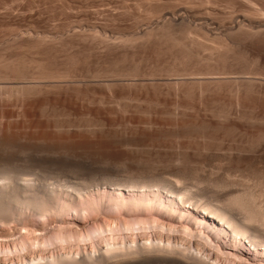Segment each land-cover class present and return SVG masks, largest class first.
I'll return each instance as SVG.
<instances>
[{
  "label": "rangeland",
  "instance_id": "obj_1",
  "mask_svg": "<svg viewBox=\"0 0 264 264\" xmlns=\"http://www.w3.org/2000/svg\"><path fill=\"white\" fill-rule=\"evenodd\" d=\"M179 16L183 17L180 18ZM236 21H240L241 25H244L243 28L245 30L249 27L246 30L247 32L248 30L251 32V29L258 31V27L263 32H251V34L248 32L247 34L245 30L241 29V31L237 28L233 32L231 27ZM161 24L165 25V28L172 26V31L168 29L170 27L166 29H168V33L170 31L171 34L173 33L172 35L175 39L185 33L192 32L195 28L196 31L201 30L202 27V30L205 31H203L204 34L202 33L203 36L208 33L209 37L213 36L212 38H214V36H220L221 34V38L226 37L225 39H228V41L232 39L230 42L233 45L236 42L233 49L238 46L237 49H234L236 53L233 52L234 50L231 52V55L233 53L235 55L233 54L234 56L228 60V65H226L228 61L225 63L218 62L220 65L229 66L228 69L232 67L233 69L229 70L232 74L225 73L221 75L225 77L226 74H229L226 75L229 79H242L243 77L249 79L250 77V79H253V84L256 81L258 83L260 80L258 77L264 79L262 78L264 76V0H0V61L6 58L5 61L9 65L8 61L13 59L17 67L20 66L18 68H21L19 71L16 70L18 68H15L16 65L12 62L11 66L13 65L14 68L9 66V70L12 69V71L16 70L19 72L18 75H14L16 71L12 72L14 74L10 73L11 71L9 72L8 68H5V61V64L0 63V65L4 66L1 65V67L6 69L4 72L8 71L4 73L6 79H0V86L2 85L0 87V95L2 96L3 94L1 91L4 92V96H14L15 94L17 97L21 92L26 95L18 97L22 101L17 104L20 107L22 106L23 109L19 106L18 108L24 110V113L18 109L17 113L19 114L17 118H14V121L18 122L20 120L21 123L25 117L24 123H29L28 125L33 124V120L36 123L40 119V122L44 120L43 122L46 121V123L53 125L54 119L58 118L56 121H59L61 117L58 116L63 115V118L70 119V123L67 119L65 121L61 118L67 125L60 120V123H54L57 126H52L53 131L64 135L83 134L94 140L103 141L105 145V147L81 145V148L79 144H67V146H70L67 147L63 143L64 146H60L62 144L60 142L36 136L41 138L39 140L33 134L31 135L33 137L30 138L27 132L26 134L29 137L24 132L23 134H21L22 132L16 133L18 136L21 134L19 137L22 138L16 135H14L15 137L12 136L14 141H18V138L19 141L11 144L13 139H9L5 133H0V195L4 194L8 187L10 190H15V192H11H17L16 194L19 192L21 194L24 190L22 188H25L24 183H29L28 179H30V183L32 182V185L35 186L36 193L35 190H29L27 194L24 193L25 195H21L20 198H25L27 195L28 198L34 199L33 196L36 194L38 197L42 196L41 198L45 196L43 200L47 202L43 209L42 206H33L31 204L30 206L27 204L25 206L19 205L18 207L17 204H14L11 206V210H8L9 214L7 210L0 207V237H3L0 240L4 239L0 241V264H35L38 261L62 264L66 260L71 261L70 264H73L85 255H95V252L99 249L98 246L101 249L105 248L106 241L122 245L130 242L133 245L134 240L144 241L152 237L151 239L161 238L166 242L172 241V243L176 242L177 244L193 245L191 241L185 237L183 238L181 234L172 236L173 233L171 234V232L167 231L168 234L163 235L164 230H158L159 228L155 226L159 220L151 214L149 209L146 210V215L142 218L143 215L138 214L139 207L122 208L116 202L117 198L115 197L118 195L109 193L111 190L103 184L110 180L120 182L146 180L147 182H155L165 178H168V180L181 179L182 183H184L183 185L186 184L189 190H196L198 193L201 192V194H205L208 189L209 191L226 193L230 191L231 186L240 189L244 186V189H251L256 185L258 189L259 187L260 190L261 188L264 189L263 183L258 182L262 178V173L260 174L259 172L264 171V156L262 155L264 143L260 144L259 142L258 144L256 134L252 133L255 130V126L259 127L264 124L261 122L259 124L255 120L249 121L244 119V117L239 119L241 118L240 115L238 116V121L233 118L238 115L235 112L241 110L238 108H242L238 103L240 94L236 97L234 95L237 93L234 92V94L230 90L223 89L224 91H209L200 95V92L196 91V93L195 89L194 92H191L192 95L194 94L192 97L190 93H184V89L191 88V86L187 87L189 85L184 83H177V86L176 84L173 85L172 82L177 79L179 81L182 76L169 77V69L174 68L175 70L178 67L177 69L179 70L184 66L187 68L190 66L189 69H191L196 66L197 61L203 59L204 62L203 60L199 61L200 64H197L195 71L206 70L210 60L206 61L204 58H208V55L211 56L212 53L210 54L208 50H204L205 52L200 50L199 54L197 53L198 55H194L197 59L194 57L192 59L195 60L193 61L195 64L191 63L190 65L189 62L191 60L188 62L189 65H186L187 62L180 61V51L177 52V48H172L174 49L172 50L171 46L165 42V38H162L167 33V30L165 29L164 31ZM156 26L157 28L161 26V28H158L161 32L156 29ZM190 26L193 29L192 31H190ZM185 27L188 32H183V29H186ZM141 29L144 31L156 30L155 34L157 31L160 33L147 35V37L145 35L144 37V34H142L144 31ZM228 30H232V32ZM199 32L201 31H194L198 35L200 34ZM157 35L162 40H158ZM150 36L151 38L153 37L152 42L149 40ZM227 36H232L233 38H228ZM160 37L159 39H161ZM237 51L242 52L243 57L237 55ZM253 53L260 55L262 59H260L261 65L248 58L249 56H254L255 54ZM202 56L207 57L203 58ZM174 57H176V60L179 59V61H176ZM205 61L209 62V64L207 65ZM39 62L41 64H37ZM44 62H48L49 68ZM179 62L184 64L182 65ZM19 63H23V67ZM52 63L53 65L51 66ZM38 65L41 67L43 65V69ZM46 69L49 72L52 69L51 75H55L56 71V73H60L56 75H61V78L65 76L67 87L64 85L63 78L61 80L60 76H55L58 79L53 76L50 78V73ZM2 70L0 69V76H2ZM166 70L168 72H165ZM6 75L9 76L6 77ZM202 77H210V75H202ZM56 80L58 84L55 82ZM59 80H63V82ZM50 81L52 83L54 81L58 87ZM260 81L257 88L262 89V86H264L262 82L264 81ZM42 82L43 84L39 85ZM48 83L53 86H50L51 90H49V86L48 90L45 88ZM32 84H37L39 87L36 85L33 87ZM61 84L63 85L61 86ZM184 85L186 86L184 87ZM15 86L21 89L19 88L18 90V88H14ZM60 86L61 88L64 87V89H60ZM178 86L180 87V92L175 90L176 88L179 89ZM24 88L27 93L28 91L31 93L27 95L26 90H23ZM54 88L56 89L54 90ZM4 89L6 90V95ZM32 90H34V95ZM46 90L50 93H46ZM181 90H184V92H181ZM38 91H40V94H38ZM10 93L13 95H10ZM258 94L260 93H255L256 96ZM35 95L40 100L42 98L45 99L44 96L52 101L58 97L60 100L57 101L58 105L55 106L57 108L50 107L49 110L46 108L48 112L46 109L42 112L43 109L41 111L38 106L39 112L37 105H39L38 102L40 100L37 97L34 98ZM260 96L263 97V94ZM29 98L32 99L30 100L33 101L34 105L35 103L37 104L36 107L31 106L32 104H29V107ZM23 100H29L27 105L25 102L26 107L23 106ZM61 100H64L63 103ZM233 100L235 101L233 102ZM235 102L236 104L238 103L237 106L236 104L234 105ZM63 107H67V110H64ZM29 108L31 109L27 110ZM32 109L34 111H31ZM259 109L255 108L253 111L259 112ZM26 111H29L30 114L32 112L31 118ZM221 112L227 116L221 114ZM21 113L23 116L24 114L26 115L21 118ZM231 114L232 117H229ZM55 116L56 118H54ZM222 116L226 121L229 117L230 119L228 118V120L235 119L238 123H241L243 119L247 121V125L251 122L249 130L251 129L250 126L254 125L252 130H250L251 136L249 134L245 135L239 129H234L233 132L232 130L229 132V130L224 131L222 129L214 133H209L210 130L204 131L205 133L198 131V124H200L201 120L204 121L203 117L204 119L210 118V121H214L218 117L215 122H218L217 119H219V122H223ZM26 117H29L33 123ZM36 117L40 119L37 120ZM26 120H29V122ZM252 122L254 123L252 124ZM58 123L64 126L58 125ZM193 124L197 127H194ZM187 126L190 128H187ZM182 127L187 133L184 132ZM252 134L256 137L254 138ZM25 136L28 138H25ZM3 139L6 141L9 139L10 141L8 140L7 142L10 143L3 142ZM252 143L255 147L252 146ZM73 145L75 146L71 147ZM260 158H263V160ZM9 173L10 178L7 177ZM22 180L23 183H19ZM27 180L28 182L26 183ZM69 184H74L82 190H80V193H73V189L71 190L68 187ZM249 184L252 186L254 184V186L252 187ZM15 185L16 187H14ZM17 185H20L21 189ZM256 186L254 189L257 188ZM12 187L14 189H11ZM263 191H260V193L262 194ZM262 195H264V192ZM2 214H6L8 217L2 218ZM142 219H144L143 222L148 221V223L154 220L150 223L155 222L153 224L156 228H153V224L152 228H150L148 225L151 224L146 223L149 231L146 232L145 230V233H143L142 229H146V225L145 222L144 224L141 223ZM138 220L141 223L140 225H138ZM165 222L168 223L167 220ZM143 225H145V228ZM138 229H141V231H138ZM159 233L160 235H158ZM96 244L99 245L97 246ZM99 251L101 250H98L97 253ZM199 251L206 257L217 260L215 263L233 264V260L230 257L223 258V255L221 256V254L211 251L203 244L199 245Z\"/></svg>",
  "mask_w": 264,
  "mask_h": 264
},
{
  "label": "bare ground",
  "instance_id": "obj_2",
  "mask_svg": "<svg viewBox=\"0 0 264 264\" xmlns=\"http://www.w3.org/2000/svg\"><path fill=\"white\" fill-rule=\"evenodd\" d=\"M65 1V0H64ZM214 1V0H213ZM68 2V1H67ZM122 5V4H121ZM215 7V6H214ZM143 9V8H142ZM252 9V8H251ZM157 11V10H156ZM190 11V10H189ZM258 11V10H257ZM150 12V11H149ZM256 12V11H255ZM176 15V14H175ZM184 15V13H183ZM148 17V16H147ZM180 17V16H179ZM183 17V16H181ZM180 17V18H181ZM190 19V18H189ZM169 20V19H168ZM183 21V19H182ZM181 21V22H182ZM194 21V20H193ZM165 22V21H164ZM171 23V22H170ZM184 23V22H183ZM188 23V22H187ZM197 24V22H195ZM235 24L231 27V29L233 30L234 32V29L235 30H245V28H243V26L241 25L240 21H236L234 22ZM244 23V22H243ZM164 24V23H163ZM162 25V27L164 28V31L167 27H170V26H167L166 28ZM178 24V23H177ZM180 24V23H179ZM190 24V23H189ZM201 24V23H200ZM183 25V24H182ZM186 25V24H184ZM174 26V24H173ZM177 26V25H176ZM258 26V25H257ZM260 26H262L260 24ZM161 28V26H159ZM158 27V28H159ZM188 28V26H186ZM185 27V28H186ZM202 27V25H201ZM200 27V28H201ZM245 27H248V26H245ZM252 27V26H251ZM264 27V26H263ZM149 28V27H148ZM147 28V29H148ZM153 28V27H152ZM157 26H156V29H158ZM172 26L168 29H171ZM176 28H179V27H176ZM181 28V27H180ZM186 29H183L184 31L183 32H188V30ZM191 28V26H190ZM199 28V29H200ZM203 28V27H202ZM197 30V31H201L199 32L200 34L203 33L204 30ZM237 28V29H236ZM249 28V27H248ZM247 28V29H248ZM254 28V26H253ZM168 29L167 30V33H168ZM181 29V30H182ZM225 29V28H224ZM228 29V28H227ZM226 29V30H227ZM246 29V30H247ZM258 31H262L263 30H259V27L257 28ZM76 30V29H75ZM143 30V29H141ZM140 30V31H141ZM150 30V28H149ZM153 30V29H152ZM160 30V29H158ZM180 30V29H179ZM187 30V31H185ZM193 29L191 28L190 31H192ZM225 30V31H226ZM232 30H228L229 32H232ZM241 30V31H242ZM245 30V32L248 34V32L251 34V32H258L257 30L254 31V29H251V32L250 30H248V32ZM144 31V30H143ZM156 30H153V31H147L145 30L142 34H144V37L146 35L149 36V35H152V34H155ZM172 31V29H171ZM171 31L170 33H167L164 34V36L162 37L163 39L165 38V42L167 43V45L169 44L171 46V49L172 48H177L176 50H178L177 52L180 51L178 57L180 58V61L183 60L184 63L187 62L186 65H189L188 62L191 61L192 59H197L194 55H198L199 51L200 50H205L208 52H210V54L212 53L213 56H216V57H212L208 55V58H204V57H207V56H202L204 59H206V61H209V62H206L207 65H208V70H200V71H195V67H197V64L203 60H199L197 61L198 63L195 64L193 61L195 60H192L190 63L195 64L196 66L194 68H191L189 69L190 66H188V68L186 66H184L183 68H180L179 70L177 69V67L175 70L174 68L173 69H169L170 72H168L167 70L165 72H168L169 73V77L170 76H182V78L179 80V81H174L172 82L173 85L176 84L177 86V83L178 84H187L189 86L187 87H190L191 88H186L181 92H184V93H190L194 90L195 92L198 91L200 92V95H203L204 93H208L209 91L210 92H217L220 90L224 91V90H230L232 91V93H237L236 96L238 94H240L239 96V99H238V103L242 106V108H238V109H241L240 111L238 110L237 112H235V114L237 113L238 115H236L235 117L233 118H236L237 121H238V116L240 115L241 118L239 119H242V117H244V119H247V120H255V122L257 121L259 124L260 122L264 124V111H261V110H264V86H262V89L261 88H257V85H259V81L260 80H263L264 79H261L260 77H258V79H260L257 83V78L256 82H252L253 79H249L248 78H242V79H229V77L227 78L226 75H229V74H226L225 77H223L221 74H225V73H230L232 74V72H229V70H231V68L228 69L229 66H226L228 65L230 58L232 56H234L236 53V51L234 50L235 48L237 49V47H235L233 49V47L235 46L236 42L233 43L228 41V39H225L226 37H223L221 38V34L220 36H214V38H212L213 36H208V33L206 36H203L202 35H198V33H194L197 32L196 31V28L195 30H193L192 32H188V33H185L183 34L182 32V36H178V39H175L174 36L171 34ZM240 31V32H241ZM138 32V31H137ZM136 32V33H137ZM142 32V31H141ZM159 31L156 32V34H158ZM161 32V30H160ZM159 32V33H160ZM178 32V31H177ZM205 32V31H204ZM208 32V31H207ZM213 32V31H212ZM163 33V31H162ZM239 33V31H238ZM23 34V33H22ZM139 34V33H138ZM140 33V35H142ZM155 34V35H156ZM176 34V33H175ZM180 34V33H179ZM232 34V33H230ZM256 34V33H255ZM264 34V33H263ZM126 35V34H125ZM244 35V34H243ZM254 35V34H253ZM25 36V35H24ZM158 36V35H157ZM156 36V37H157ZM225 36V35H224ZM230 36V35H229ZM237 36V35H236ZM246 36V35H245ZM117 37V36H116ZM142 37L144 40L145 38ZM155 37V38H156ZM160 36H158V40H162L159 39ZM216 37V38H215ZM218 37V38H217ZM228 37V36H227ZM232 37V36H231ZM231 37H228V38H231ZM253 37V36H252ZM86 38V37H85ZM153 38V37H152ZM151 36H150V41L152 40ZM154 38V40H155ZM177 38V37H176ZM233 38V37H232ZM126 39V38H125ZM156 39V40H157ZM43 40V38H42ZM112 40V39H111ZM17 41V40H16ZM106 41V40H105ZM234 41V39H233ZM40 42V41H38ZM54 42V41H53ZM117 42V41H115ZM149 42V41H148ZM152 42V41H151ZM161 42V41H160ZM160 42H158L159 44H161ZM37 43V42H36ZM38 44V43H37ZM96 44V43H95ZM130 44V43H129ZM157 44V43H156ZM164 44V42H163ZM240 44V43H239ZM252 44V43H251ZM33 45V44H32ZM42 45V44H41ZM81 45V44H80ZM106 45V44H105ZM166 45V44H165ZM163 45V46H165ZM39 46V45H38ZM134 46V45H133ZM167 47V46H165ZM169 47V46H168ZM94 48V47H93ZM161 48H164V47H161ZM170 48V47H169ZM168 48V49H169ZM8 49V48H7ZM10 49V48H9ZM56 50V49H55ZM120 50V49H119ZM174 50V49H172ZM210 50V51H209ZM234 50V51H233ZM104 51V50H103ZM204 51V52H205ZM234 52L232 55H231V52ZM166 52V51H165ZM170 52V51H169ZM172 52V51H171ZM238 54L237 55H241L243 57V53L240 52V51H237ZM134 53V52H133ZM198 53V54H197ZM40 54V53H39ZM43 54V53H42ZM52 54V53H51ZM98 54V53H97ZM172 54V53H171ZM176 54V52H175ZM215 54V55H214ZM250 54V53H249ZM255 54V53H253ZM4 55V54H3ZM59 55V54H58ZM106 55V54H105ZM205 55V54H204ZM18 56V55H17ZM16 56V57H17ZM34 56V55H33ZM40 56V55H39ZM175 56V55H174ZM38 57V56H37ZM132 57V56H131ZM177 57V56H176ZM176 57L175 60H176ZM177 57V58H178ZM194 57V58H193ZM201 57V58H202ZM14 58V57H13ZM20 58V57H19ZM134 58V57H132ZM182 58V59H181ZM235 58V57H234ZM247 58V57H246ZM248 58H250L253 62L255 63H258V65H261V61H260V55L258 54H255L254 56H249ZM8 59V58H7ZM26 59V58H25ZM55 59V58H53ZM6 58L3 60V61H0V63L2 64H5L6 63ZM76 60V59H75ZM216 60V61H215ZM240 62H241V58L239 59ZM243 60V59H242ZM262 60V59H261ZM5 61V63H4ZM8 61V60H7ZM23 61V60H22ZM81 61V60H80ZM110 61V60H109ZM113 61V60H112ZM120 61V60H119ZM137 61V60H136ZM176 61H179V59H177ZM213 61V62H212ZM215 61V63H214ZM228 61V62H227ZM232 61V60H231ZM237 61V60H236ZM264 61V60H263ZM12 62L14 63L13 59L12 61H8V64L6 63L5 65V68H8L7 70H9V66H11ZM17 62V61H16ZM20 62V61H18ZM55 62V61H54ZM108 62V61H107ZM128 62V61H127ZM160 62V61H159ZM182 62V61H181ZM181 62H179L180 64H182ZM204 62V60H203ZM202 62V63H203ZM226 63V65L224 64H219V63ZM238 62V61H237ZM32 63V62H31ZM45 63V62H44ZM43 63V65H44ZM48 63V62H47ZM45 63V64H47ZM70 63V62H69ZM183 63V64H184ZM249 63V62H248ZM260 63V64H259ZM1 64V65H2ZM15 64V63H14ZM20 64V63H19ZM33 64V63H32ZM31 64V65H32ZM37 64H41L40 62L37 63ZM56 64V62H55ZM113 64V63H112ZM162 64V63H161ZM175 64V63H174ZM182 64V65H183ZM233 64V63H232ZM237 64V63H236ZM236 64H234L236 66ZM263 64V63H262ZM0 65V67H1ZM16 65V64H15ZM14 65V66H15ZM22 65L23 67V63L20 64ZM27 65V64H26ZM43 65L42 67L39 66L41 69H43ZM48 65V64H47ZM46 65V66H47ZM53 65V63L51 64V66ZM63 65V64H62ZM165 65V64H164ZM179 65V64H178ZM202 65V64H201ZM205 65V64H204ZM211 65V66H210ZM218 65V66H217ZM3 66V65H2ZM8 66V67H6ZM37 66V65H36ZM45 66V65H44ZM50 66V67H51ZM56 66V65H55ZM97 66V65H96ZM100 66V65H99ZM181 66V65H179ZM210 66V67H209ZM254 66V65H253ZM4 67V66H3ZM3 67H1L0 69L2 70V78L0 79H4V73H7L6 71L4 72V69ZM13 67V65L11 66ZM20 67V66H18ZM17 65L15 66V68H18ZM199 67V66H198ZM255 67V66H254ZM14 68V67H13ZM34 68V66H33ZM45 68V67H44ZM47 68V67H46ZM48 68H49V65H48ZM51 68H54V67H51ZM57 68V66H56ZM60 68V67H59ZM72 68V67H71ZM115 68V67H114ZM113 68V69H114ZM128 68V67H127ZM168 68V67H167ZM171 68V67H170ZM243 68V67H242ZM21 69V68H20ZM19 68L16 69V70H20ZM23 69V68H22ZM28 69V68H27ZM36 69V68H35ZM73 69V68H72ZM134 69V68H133ZM155 69V68H154ZM162 69V68H161ZM164 69V68H163ZM194 69V70H193ZM198 69V68H197ZM202 69V68H201ZM205 69V68H203ZM233 69V68H232ZM14 70V69H13ZM15 70V71H16ZM32 70V69H31ZM45 70V69H44ZM47 70V69H46ZM66 70V69H65ZM108 70V69H107ZM139 70V69H138ZM240 70V69H239ZM244 70V69H243ZM246 70V69H245ZM253 70V69H252ZM255 70V69H254ZM11 71V72H10ZM15 71H12V69L9 70L10 73L12 72H15ZM18 71H16V73H12L14 75H18ZM48 71V70H47ZM46 71V72H47ZM59 71V70H58ZM84 71V70H83ZM97 71V70H96ZM136 71V70H135ZM140 71V70H139ZM28 72V71H27ZM26 72V73H27ZM43 72V70H42ZM49 72V71H48ZM53 72L52 69L51 71L48 73V75L50 76V78L55 77V76H58L56 74V71H55V75H51ZM62 72V71H61ZM106 72V71H105ZM152 72V71H151ZM237 72V71H236ZM241 72V70H240ZM9 73V74H10ZM45 73V72H44ZM63 73H65L63 71ZM62 73V74H63ZM99 73V72H98ZM146 73V72H145ZM158 73V72H157ZM245 73V72H244ZM25 74V73H24ZM23 74V76H24ZM36 74V73H35ZM34 74V75H35ZM47 74V73H45ZM60 74V73H59ZM87 74V73H86ZM103 74V73H102ZM121 74V73H120ZM235 74V73H234ZM243 74V73H242ZM256 74H257V69H256ZM260 74V72H259ZM264 74V73H263ZM1 75V74H0ZM21 75V74H19ZM33 75V76H34ZM43 75V74H42ZM46 75V76H48ZM150 75H153V74H150ZM166 75V74H165ZM202 75L204 76H207V75H210V77H202ZM237 75V74H236ZM246 75V74H245ZM248 75V74H247ZM9 76V75H8ZM6 75V77H8ZM13 76V75H11ZM10 76V77H11ZM44 76V75H43ZM45 76V77H46ZM60 76V80L63 78L64 79V83H65V76H63L61 78V75ZM58 76V77H59ZM131 76V75H130ZM137 76V75H136ZM162 76V75H161ZM168 76V75H167ZM190 78H188V77ZM9 77V78H10ZM19 77V76H18ZM22 77V76H20ZM26 77V76H25ZM24 77V78H25ZM44 77V78H45ZM58 77L55 79H58ZM145 77V76H144ZM192 77V78H191ZM15 78V77H14ZM43 78V77H41ZM47 78V77H46ZM96 78V77H95ZM142 78V77H141ZM184 78H187V79H184ZM231 78V77H230ZM264 78V76L262 77ZM6 79V78H5ZM8 79V78H7ZM30 79V78H29ZM54 79V78H53ZM117 79V78H116ZM148 79V78H147ZM152 79V78H151ZM150 79V80H151ZM154 79V77H153ZM162 79V78H161ZM160 79V80H161ZM166 79V78H165ZM174 79V78H173ZM22 80V79H21ZM33 80V79H32ZM59 80V81H60ZM155 80V79H154ZM159 80V79H158ZM37 81V80H36ZM69 81V80H68ZM115 81V80H114ZM145 81H148V80H145ZM153 81V80H152ZM1 82V81H0ZM4 82V81H3ZM7 82V80H6ZM5 82V83H6ZM40 82V81H39ZM44 82V81H43ZM43 82L39 85H42ZM51 82V81H50ZM57 84V80L55 81ZM60 82H63L60 81ZM142 82V81H141ZM167 82V81H166ZM4 83V84H5ZM26 83V82H25ZM36 83V82H35ZM52 83V82H51ZM149 83V82H148ZM228 83V84H227ZM257 83V84H256ZM261 83V81H260ZM264 82H262L263 84ZM45 84H47V82H45ZM45 84H44V87H45ZM52 84H55L54 81ZM135 84V83H134ZM154 84V82H153ZM169 84V83H168ZM167 84V86H168ZM7 85V84H6ZM33 85V84H32ZM31 85V86H32ZM35 85L37 87H39V85L37 84H34L33 87H35ZM56 85V84H55ZM54 85V86H55ZM63 84H61L62 86ZM66 85V83L64 84ZM162 85V84H161ZM264 85V84H263ZM2 86V85H1ZM0 86V87H1ZM21 86V85H20ZM48 86L50 87L51 85L48 83V85H46L45 88H47L48 90ZM60 86V89H64L61 88ZM154 86V85H153ZM158 86V85H157ZM180 86V85H179ZM178 86V87H179ZM182 86V85H181ZM186 85H184L185 87ZM8 87V86H7ZM10 87V86H9ZM22 87H24L22 85ZM32 87V88H33ZM53 87V86H51ZM51 87L49 90H51ZM56 87H58V85H56ZM67 87V85H66ZM175 87V86H173ZM4 88V87H2ZM14 88H19L20 87H14ZM13 88V89H14ZM26 88V87H25ZM23 89L24 91L26 89H29V88H26V89ZM31 88V89H32ZM43 88V87H42ZM182 88V87H181ZM21 89V88H20ZM40 89V88H39ZM53 89V88H52ZM56 88H54L55 90ZM59 89V88H58ZM178 88H176L175 90L176 91H179L180 90V87L179 89L177 90ZM224 89V90H223ZM15 90V89H14ZM46 90V93H50ZM62 90H60L62 92ZM5 91V95H6V90L4 89ZM8 91V90H7ZM12 91V89H11ZM34 90H32V94L34 95L35 93H33ZM45 91V89H44ZM43 91V92H44ZM57 91V90H56ZM59 91V90H58ZM68 91V90H67ZM66 91V92H67ZM16 92V91H15ZM21 92V91H19ZM40 91H38V94ZM52 92V91H51ZM65 92V93H66ZM70 92V91H69ZM73 92V91H72ZM180 92V91H179ZM2 96L0 95V133H5L6 135H8L9 139L12 138L13 139V142L11 144H15V142H18L19 141V138H22V137H19L21 136V134H24L25 135H30V138L33 137L31 136L32 134L36 136H39V137H42L43 139L46 138V139H51V140H54V141H57V142H60L62 144H60V146H64V144H79L80 147L81 145H96L97 146H101V147H105L103 141H97V140H94L90 137H87V136H84L83 134H74V135H64V134H58L56 133L55 131L52 130V126H57V124H54L56 122H59L60 123V120L63 122V124L67 125L63 120L66 121L67 118H63L62 116H58V117H61L63 118V120L61 118H59L60 120L59 121H56V119L58 120V118H56V116L54 118V123L53 125H51L50 123H46L45 122H40V120L38 119L39 117V112L41 109H43L42 112H44V109L49 108H53L56 109L58 105L57 101H59L60 99L57 97H55L56 100H53L52 101L50 98H46L44 96L45 99L42 98V100H40L36 95L34 96L37 97L40 101L38 102L39 105H37L35 103H32L33 101H31L32 99L29 98L30 100V103L26 100L24 101L23 100V106H25V102H26V105H27V102H28V105L29 104H32L31 106H35L37 105V108L39 110L38 112V117H36L37 121L35 123V120L34 123L33 121H31V116H32V112L30 114L29 111H26L29 113V117H26L30 119L31 125H28L29 123H24L25 121V115L24 116L22 115L21 113V118L24 117L23 119V122L20 123V120L17 122V121H14V118H17V115L19 113H17V110L20 109V105L19 102H21L22 100L20 98H18L19 96H23L25 94H19L17 97L16 95L14 94V96H4V92L1 91ZM8 93V92H7ZM28 93L30 94L31 92L28 91ZM27 93V90H26V94L29 95ZM45 93V92H44ZM197 93V92H196ZM234 93V94H235ZM254 93V94H253ZM255 93H260L258 94L257 96L255 95ZM17 94V93H16ZM31 94V95H32ZM37 94V93H36ZM60 95V93H58ZM93 94V93H92ZM187 94V96H188ZM263 94V97H261L260 95ZM9 95V93H8ZM10 95H13L12 93H10ZM32 95V96H33ZM46 95V94H45ZM67 95V94H66ZM71 95V94H70ZM186 95V94H185ZM189 95V96H190ZM199 95V94H198ZM199 95V96H200ZM210 95V94H209ZM26 96V95H25ZM24 96V97H25ZM31 96V97H32ZM186 96V97H187ZM194 96V94L192 95V97ZM30 97V96H29ZM113 97V96H111ZM191 97V96H190ZM235 97V98H236ZM26 98V97H25ZM36 98V100H37ZM114 98V97H113ZM28 99V98H27ZM115 99V98H114ZM62 101V100H61ZM64 101V100H63ZM62 101V103H63ZM235 100H233L234 102ZM236 101H237V98H236ZM18 103V104H17ZM61 103V105H62ZM232 103V102H231ZM237 103V104H238ZM60 104V103H59ZM66 104V102H65ZM236 104V102L234 103V105ZM236 104V106H237ZM22 105V104H21ZM187 107H188V104L186 103ZM195 105V104H194ZM227 105V104H226ZM18 106L20 108H18ZM63 106V105H62ZM66 106V105H64ZM69 106V105H68ZM71 106V105H70ZM233 106V105H232ZM26 107V106H25ZM30 107V105H29ZM60 107V106H59ZM99 107V106H98ZM28 108V107H27ZM34 108V107H32ZM71 108V107H70ZM177 108V107H176ZM231 108V107H230ZM229 108V109H230ZM235 108V107H234ZM257 109V108H260L259 109V112H254L253 110L254 109ZM26 109V108H24ZM31 108L27 109V110H30ZM64 110H67V107L64 108ZM175 109V108H174ZM210 109V108H209ZM213 109V108H212ZM35 110V108H34ZM33 109L31 111H34ZM47 110V109H46ZM47 110V112H48ZM60 110V109H59ZM72 111V110H71ZM70 111V112H71ZM185 111V109H184ZM236 111V109H235ZM256 111V110H255ZM20 112H23L24 113V110L20 111ZM52 112V111H51ZM220 112V111H219ZM218 112V113H219ZM35 113H37L35 111ZM177 113V111H176ZM227 113V112H226ZM231 113V112H230ZM234 113V112H232ZM44 114V113H43ZM54 114V113H53ZM179 114V113H178ZM215 114V113H214ZM220 114V113H219ZM221 114H225L223 112H221ZM234 114V115H235ZM36 115V114H35ZM57 115V114H56ZM59 115V114H58ZM61 115V113H60ZM93 115V114H92ZM181 115V114H180ZM207 115V114H205ZM218 115V114H216ZM233 115V116H234ZM19 116V117H20ZM28 116V114H27ZM34 116V115H33ZM54 116V115H53ZM72 116V115H71ZM224 116V115H223ZM222 116V119H224ZM225 116H227L225 114ZM202 117V116H201ZM210 117V115H209ZM229 117H232V114L231 116ZM228 117V118H229ZM35 118V117H34ZM192 118V117H191ZM208 118V117H207ZM212 118V117H211ZM218 118V117H216ZM216 118L214 119V121H210V118L208 119H204L203 117V120L202 121V124H201V121H200V124H198V131H200V133L204 132V131H207V130H210V132H218V130H224V131H228L230 132V130H232V132L234 131V129H239L241 130V132H243L245 135L246 134H249V136H251V133H250V130H252V128L254 127V125L251 127L250 126V130H249V125L250 123L247 125V121H244V119L241 121V123H238L237 121L234 120H228L227 118V121L224 119V121H220L219 122V119L218 122H215ZM221 118V117H219ZM33 119V118H32ZM201 119V118H200ZM230 119V118H229ZM68 120V119H67ZM70 120V119H69ZM68 120V122H69ZM114 120V119H112ZM181 120V119H180ZM209 122H208V121ZM213 120V118H212ZM221 120V119H220ZM27 121V120H26ZM48 121V120H47ZM144 121V120H143ZM147 121L149 122V120L147 119ZM240 121V120H239ZM29 122V120L27 121ZM50 122V121H49ZM67 122V123H68ZM116 122V121H115ZM58 125H62V124H59ZM70 123V122H69ZM93 123V122H92ZM97 123V122H96ZM141 123V122H140ZM173 123V122H172ZM184 123V122H183ZM182 123V124H183ZM254 122H252L253 124ZM257 123V124H258ZM197 124V123H196ZM256 124V123H255ZM194 125V124H193ZM64 126V125H62ZM111 126V125H110ZM114 126V125H113ZM186 127V125H184ZM183 126V127H184ZM66 127V126H65ZM182 127V128H183ZM189 126H187L188 128ZM194 127H197L196 125H194ZM190 128V127H189ZM193 128V126H192ZM191 128V130H192ZM255 130L252 131V133L254 132L257 136V141H258V144L260 142V144L263 142L264 143V125L263 126H255L254 127ZM62 129V128H61ZM184 130V128H183ZM195 131V130H194ZM196 131V132H198ZM18 132H22L19 136L16 135V133ZM27 132V134H26ZM184 132H186L184 130ZM64 133V132H63ZM77 133V132H76ZM187 133V132H186ZM193 133V132H192ZM191 133V134H192ZM205 133V132H204ZM208 133V132H207ZM206 133V134H207ZM208 133V134H209ZM0 134V135H1ZM5 134H3L5 136ZM205 134V135H206ZM14 135L18 136V141H14V138L15 137ZM27 135V136H28ZM203 135V134H202ZM253 135V134H252ZM13 136V137H12ZM23 136V135H22ZM197 136V135H196ZM254 136V135H253ZM254 136V138L256 137ZM3 137V136H1ZM7 137V136H6ZM29 137V136H28ZM25 136V138H28ZM24 138V137H23ZM6 139V138H5ZM5 139H3L4 141L3 142H7ZM11 139V140H12ZM36 139H41V138H37ZM35 139V140H36ZM45 139V140H46ZM16 140V139H15ZM21 140V139H20ZM34 140V139H33ZM1 141V140H0ZM10 141V140H9ZM2 142V143H3ZM255 142V141H253ZM7 143H10V142H7ZM256 143V142H255ZM6 144V143H4ZM55 144V143H54ZM59 144V143H58ZM253 144V143H252ZM251 144V145H252ZM257 144V145H258ZM1 145V144H0ZM57 145V144H56ZM241 145V144H240ZM264 145V144H263ZM10 146V145H9ZM75 145L71 146V147H74ZM254 146V144L252 145ZM67 147H70V146H67ZM89 147V146H88ZM250 147V146H249ZM255 147V146H254ZM262 147V146H261ZM66 148V147H65ZM82 148V147H81ZM94 149V147H93ZM250 149V148H249ZM243 150V149H242ZM264 150V148L262 149ZM261 151V150H260ZM245 152V151H244ZM257 153V152H256ZM262 155L264 156V151L262 152ZM261 155V157H262ZM264 158V157H263ZM263 158L261 160H263ZM234 160V159H233ZM242 161V160H241ZM251 161V160H250ZM249 161V162H250ZM253 161V160H252ZM254 162V161H253ZM252 162V163H253ZM260 162V161H258ZM120 163V162H119ZM151 163V162H150ZM255 163V162H254ZM257 164V163H256ZM260 164V163H259ZM262 164V163H261ZM255 165V164H254ZM257 166V165H256ZM258 167V166H257ZM261 167V165H260ZM253 168V167H252ZM256 169V168H255ZM205 172V171H204ZM261 174V177L260 178L261 180H259L258 182L259 183H263L262 186H264V171H261L259 172ZM258 173V174H259ZM247 174V173H246ZM252 174V173H251ZM256 174V173H255ZM259 174V175H260ZM8 175V174H6ZM13 175V174H12ZM12 175H11V179H12ZM5 176V175H4ZM258 176V175H257ZM8 178H10V173H9V176H7ZM6 177V178H7ZM245 177V176H244ZM259 177V176H258ZM257 178V177H256ZM26 179V178H24ZM23 179V180H24ZM178 179V178H177ZM23 180L20 181L19 183H23ZM29 180V183H27ZM26 181L27 184L24 183L25 185V188H22V193L19 194H16L14 193L15 190H10V188L6 187L7 189L4 191V194H1L0 195V207L4 210H7V213L9 214L8 210L10 209L11 210V206L14 205V204H17V207L19 205H33V206H42V209L46 206V200L44 202V197L41 198L40 196L38 197L36 194H34V199L33 198H28V196L26 195L25 198H20L21 195H25L29 192V190H32L34 191V185H32V182L30 183V179H28ZM33 181V179H31ZM168 180V178L166 179H163V180H156L155 182H147L146 180L145 181H128V182H120V181H113V180H110V181H107L105 183H103L105 185L106 188L110 189L111 191L109 193H113V194H116L118 195L116 200V202L122 206V208H126V209H129L130 207L132 206H136L139 207V210H138V214L139 215H143L142 218H144V215H146V210L149 209V211H151V214L156 217V219L159 220V222H157L156 220V224L155 226H157V228H159L158 230H166L171 232L172 236L175 234H181L183 236V238H187L189 241H191V243H193V245L189 246V245H185V243H179L177 244L176 242L172 243L171 242H166V241H163L161 238L159 239H146L144 241H138V240H134L133 241V245L130 244V242L128 244L125 243V245H122L120 243H109L106 241V245L105 248L101 249V247L98 246L99 249L98 250H101L99 251V253H97V251L95 252V255L93 254H89V255H85L83 257H81L78 261H76V263H73V264H219V262H216L217 260H214L213 258H208L206 257L205 255L201 254V252L199 251V245L200 244H203L205 247H207L208 249H210L211 251H215L217 254H221V256L223 255L224 257L223 258H226V257H230L231 260H233V264H263L264 263V195L263 192L262 194L260 193V191L264 190L263 188H261L260 190V187L258 189V186H256L257 188L255 189H258V190H255L254 189V184L253 186L251 185L253 188L249 189H244L245 187L241 186L242 189L240 188H236L235 186H231V189L230 191H227L226 193H222V192H216V191H212L208 189V191L205 192V194H201V192L198 193V191L196 190H189V188L185 185H183L184 183H182L183 181H181V179L179 180ZM261 181V182H260ZM25 182V181H24ZM257 182V183H258ZM6 183V182H5ZM10 183V182H9ZM71 183V182H70ZM258 183V184H259ZM13 184V183H12ZM22 185V184H21ZM209 185V184H208ZM248 185V184H247ZM10 186V185H9ZM20 186V185H19ZM17 185V187H19ZM23 186V185H22ZM261 186V187H262ZM11 187V186H10ZM16 187V185L14 186ZM69 189L71 188V190L73 189V193L74 192H78L80 193V188H78L76 185L74 184H69L68 185ZM89 187V186H88ZM248 187V186H247ZM4 188V187H3ZM20 188V187H19ZM11 189H14L13 187ZM21 189V188H20ZM229 189V188H228ZM105 190V189H104ZM198 190V188H197ZM11 191H14V192H11ZM20 191V190H19ZM53 191V190H52ZM225 191V190H224ZM72 192V191H71ZM108 192V191H107ZM3 193V192H2ZM25 193V194H24ZM35 193H36V190H35ZM48 193V192H47ZM46 193V194H47ZM52 193V192H51ZM108 193V194H109ZM260 195H259V194ZM33 194V193H32ZM111 196V195H109ZM108 197V196H107ZM114 197V195H113ZM108 199V198H107ZM110 199V198H109ZM52 203V202H51ZM96 203V202H95ZM107 203V202H106ZM110 203V202H109ZM105 204V203H104ZM44 206V207H43ZM68 206V205H66ZM104 206V205H103ZM117 206V205H116ZM39 207V209H41ZM49 207V205H48ZM71 207V206H70ZM69 207V208H70ZM47 208V207H46ZM52 208V207H51ZM86 208V207H85ZM14 209V208H13ZM38 209V208H37ZM50 209V208H49ZM48 209V210H49ZM51 210V209H50ZM2 211V210H1ZM123 211V210H122ZM127 211V210H126ZM125 211V212H126ZM129 211V210H128ZM3 212V211H2ZM43 212V211H42ZM4 213V212H3ZM6 213V212H5ZM128 213V212H126ZM45 214V213H44ZM130 214V213H128ZM148 215V214H147ZM6 214H2V218L4 217L5 218ZM151 216V215H150ZM151 216V217H153ZM8 217V216H6ZM149 217V215H148ZM9 219V218H8ZM144 219H142V222L144 224L145 222V225H146V229H142L141 226L140 228L143 230V233H145L144 231L146 230L149 231V227L152 228V224L155 223H150L152 221H150L148 223V221H144ZM165 220H167L168 223L165 222ZM3 221V220H2ZM115 221V219H114ZM113 221V222H114ZM139 221V220H138ZM137 221V222H138ZM136 222V224H137ZM116 223V222H115ZM140 225V221L138 222ZM151 224V225H148L147 224ZM145 225H143V227L145 228ZM154 224H153V228L155 227ZM139 227V226H138ZM137 227V228H138ZM148 227V228H147ZM156 228V227H155ZM154 228V229H155ZM124 229V228H123ZM133 229V228H132ZM141 229H138V231H141ZM153 229V230H154ZM136 230V229H135ZM152 230V229H150ZM157 230V231H158ZM163 231V235L164 234H168V232L164 233ZM97 232V231H96ZM160 232V231H158ZM142 233V232H141ZM92 234V233H91ZM101 234V233H100ZM3 235V234H2ZM5 235V234H4ZM38 235V234H37ZM155 235V234H154ZM160 235V233L158 234ZM162 235V234H161ZM180 235V236H181ZM6 236V235H5ZM153 236V235H152ZM177 236V235H176ZM8 237V236H7ZM157 237V236H156ZM159 237V236H158ZM0 238H3V237H0ZM6 239V237H4ZM100 239V238H99ZM111 239V238H110ZM115 239V238H114ZM2 240V239H1ZM0 240V241H1ZM4 240V239H3ZM2 240V241H3ZM15 240V239H14ZM8 241V239H7ZM63 241V240H62ZM61 241V242H62ZM137 241V242H136ZM181 242V241H180ZM96 243V241H95ZM81 244V243H80ZM8 250V249H7ZM9 253V252H8ZM218 257V256H217ZM220 257V256H219ZM218 257V258H219ZM217 258V259H218ZM221 258V257H220ZM60 259V258H59ZM32 261V260H31ZM36 261V260H35ZM53 261V260H52ZM73 261V260H72ZM34 262V261H33ZM32 262V263H33ZM41 261H38V263H35V264H57V263H53V262H45V263H40ZM56 262V261H55ZM71 261L69 260H66L65 262L63 261L62 264H70ZM225 262V261H224ZM235 262V263H234ZM27 264V263H26ZM29 264V263H28ZM61 264V263H60ZM72 264V263H71ZM221 264V263H220Z\"/></svg>",
  "mask_w": 264,
  "mask_h": 264
}]
</instances>
